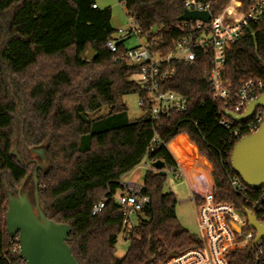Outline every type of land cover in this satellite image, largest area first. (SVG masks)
<instances>
[{
    "label": "trees",
    "instance_id": "trees-1",
    "mask_svg": "<svg viewBox=\"0 0 264 264\" xmlns=\"http://www.w3.org/2000/svg\"><path fill=\"white\" fill-rule=\"evenodd\" d=\"M228 1L219 0L214 11ZM123 2L155 49L168 51L181 36L176 29L181 0ZM112 16L111 8L96 0H0V264L21 260L20 251L11 252L17 236L7 230L8 198L9 192H28L35 203L36 169L41 207L49 219L71 227L68 244L79 264H160L199 244L196 232L178 219L177 195L164 191L168 173L149 167L143 178L149 203L138 215L126 254L116 255L123 229L116 197L124 191L122 177L143 160L160 159L167 171H179L173 154L198 191L201 183H210L209 162L216 198L235 204L242 214L251 209L229 182L238 175L230 162L234 145L230 130L219 123L226 107L212 97L208 57L177 66L168 88L189 98V110L165 117L156 131L163 144L153 143L151 119L127 116L125 96L140 92L133 78L138 67L115 61L125 53V41L117 42V53L108 50L115 34ZM252 29L227 53L223 77L233 94L245 81L264 77V15ZM91 49L95 55L89 60ZM105 106L107 114L91 117ZM16 146L23 162L13 154ZM42 147L48 161L32 151ZM259 192L249 189L250 195ZM100 202L104 207L94 213ZM251 243L232 250L227 264H255L258 248L249 252Z\"/></svg>",
    "mask_w": 264,
    "mask_h": 264
},
{
    "label": "built area",
    "instance_id": "built-area-1",
    "mask_svg": "<svg viewBox=\"0 0 264 264\" xmlns=\"http://www.w3.org/2000/svg\"><path fill=\"white\" fill-rule=\"evenodd\" d=\"M219 0H181L184 11L208 12V21L183 20L179 21L176 29L181 36L174 41L168 51L155 49L148 35H143L137 22L129 18L127 27L115 29V34L107 41V48L117 53V42L126 41L132 36L138 39V45L127 48L125 53L116 56L115 61H127L138 67L133 78L140 85L139 107L154 124L155 136L153 143H162L157 129L165 117L173 113H186L189 110V98L168 88L169 81L174 78L177 66L181 63L195 61L199 56L209 59L210 71L208 84L212 89V97L224 102V113L243 114L248 104L264 94V77L249 79L234 94L231 83L224 79L223 73L227 61V53L253 25H259L264 15V0H229L218 11ZM94 8L97 5H93ZM183 11V13H184ZM253 30V29H252ZM253 32V31H252ZM136 77V78H135ZM264 118V108L257 107L252 117L236 123L227 115L219 120L225 129L230 130V145H235L243 133L249 134L258 130ZM234 123L237 125L234 126ZM174 172L180 175L179 171ZM233 191L241 195L246 205L250 206L257 218L264 222V187L258 195H250L249 188L239 175L229 178ZM123 193L117 195L120 214L123 219V229L120 236L129 240L131 231L137 224V218L144 206L149 203V197L143 194V183L124 182ZM196 214V234L199 244L178 254L170 256L160 264H227L228 254L237 248H242L253 241L255 231L248 227L245 214H242L233 203L218 200L210 190L204 195H191ZM104 207L100 202L94 206L93 212L98 213ZM260 216V218L258 217ZM249 229H246V228ZM262 241V240H261ZM254 248L255 264H264L262 242ZM20 251L18 237L14 239L11 252ZM21 256V253H20ZM19 264H27L22 258Z\"/></svg>",
    "mask_w": 264,
    "mask_h": 264
},
{
    "label": "water",
    "instance_id": "water-1",
    "mask_svg": "<svg viewBox=\"0 0 264 264\" xmlns=\"http://www.w3.org/2000/svg\"><path fill=\"white\" fill-rule=\"evenodd\" d=\"M209 18L208 12L184 11L179 21L196 19L208 21ZM94 55L95 52L91 49L87 58L92 60ZM257 107L264 108V94L251 101L243 114L227 112L226 115L236 123H243L252 117ZM32 151L42 160L48 161L46 148H34ZM13 154L16 156L15 150ZM18 160L21 161L19 157ZM230 162L234 171L249 188L259 190L264 187V118L257 131L244 135L236 142ZM150 167L162 175L167 174L165 162L160 159L151 162ZM34 179L35 203L29 199L28 192L19 193L17 196L9 192L6 216L9 235L18 237L20 253L27 264H79L68 244L71 227L49 219L41 207L37 169ZM245 216L248 227L255 231L249 248L251 252L264 239V222L249 209L245 211Z\"/></svg>",
    "mask_w": 264,
    "mask_h": 264
},
{
    "label": "rangeland",
    "instance_id": "rangeland-1",
    "mask_svg": "<svg viewBox=\"0 0 264 264\" xmlns=\"http://www.w3.org/2000/svg\"><path fill=\"white\" fill-rule=\"evenodd\" d=\"M97 4L101 8L110 7L113 13L114 28L127 27L129 24V17L126 15L125 6L123 0H96ZM138 39L135 36L130 37L125 41V46L127 48L137 46ZM136 78V77H135ZM139 94L131 93L125 96V103L127 106V116L130 120L138 119L144 115V111L138 105ZM109 112L108 107H102L98 112L90 114L91 117H99L107 114ZM16 152V157L20 158L23 162V153L20 152L18 147H14ZM13 150V151H14ZM199 153V152H198ZM35 156H37L35 154ZM38 161L37 158L31 157ZM177 159V158H176ZM178 160V159H177ZM41 164V163H40ZM150 167V163L143 160L141 164L135 167L132 171L128 172L122 177L124 182H136L139 184L143 183V178L146 170ZM212 165L209 166L208 176H211ZM35 173V172H34ZM37 180L38 173H37ZM164 191L173 192L177 195L178 204L176 207V213L180 223L191 232H196V214L194 210V204L191 200V191L188 183L184 177L183 172L180 175H176L174 172L168 173L167 181L164 185ZM130 245V241L122 236H119L118 242L115 246V253L118 257H123Z\"/></svg>",
    "mask_w": 264,
    "mask_h": 264
},
{
    "label": "crops",
    "instance_id": "crops-1",
    "mask_svg": "<svg viewBox=\"0 0 264 264\" xmlns=\"http://www.w3.org/2000/svg\"><path fill=\"white\" fill-rule=\"evenodd\" d=\"M125 12H126V8H125ZM126 15H127V13H126ZM112 24H113V27H115L114 26V22H113V16H112ZM182 135H184V136H186L187 137V139L189 140V142L191 143V144H193V146H195V148L197 149V151H198V148H197V146L190 140V138H189V136L187 135V134H181V135H179L178 137H180V136H182ZM177 137V138H178ZM177 138H175L174 140H176ZM173 140V141H174ZM172 141V142H173ZM169 145H170V143L167 145V148L169 149V151H170V148H169ZM199 152V151H198ZM170 153L172 154V152L170 151ZM199 154V153H198ZM172 156L174 157V159L176 160V162L178 163V166H179V169L181 170V172H183V174H184V177H185V179H186V181H187V183H188V186H189V188H190V191H191V195L192 194H195V195H204L206 192H208V191H210V190H213V187H214V180H213V177H212V174H211V176L209 177V181H210V183L208 184V182H203V183H201V185H202V189L201 190H196L194 187H193V185H192V176L191 175H189V174H187L186 173V171H185V169L182 167V165H181V163L179 162V160H177L176 159V157L172 154ZM199 156L202 158V159H204V160H206L207 162H208V160L205 158V157H203V156H201L200 154H199ZM208 164L210 165V163L208 162ZM212 171V170H211ZM211 173V172H210Z\"/></svg>",
    "mask_w": 264,
    "mask_h": 264
},
{
    "label": "flooded vegetation",
    "instance_id": "flooded-vegetation-1",
    "mask_svg": "<svg viewBox=\"0 0 264 264\" xmlns=\"http://www.w3.org/2000/svg\"><path fill=\"white\" fill-rule=\"evenodd\" d=\"M40 166H42V165H40Z\"/></svg>",
    "mask_w": 264,
    "mask_h": 264
}]
</instances>
